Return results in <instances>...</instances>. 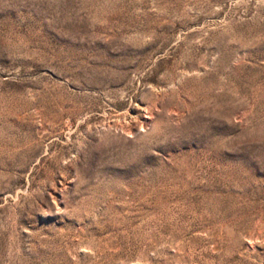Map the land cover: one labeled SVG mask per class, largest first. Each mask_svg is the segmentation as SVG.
<instances>
[{"label": "rangeland", "instance_id": "obj_1", "mask_svg": "<svg viewBox=\"0 0 264 264\" xmlns=\"http://www.w3.org/2000/svg\"><path fill=\"white\" fill-rule=\"evenodd\" d=\"M0 264H264V0H0Z\"/></svg>", "mask_w": 264, "mask_h": 264}]
</instances>
